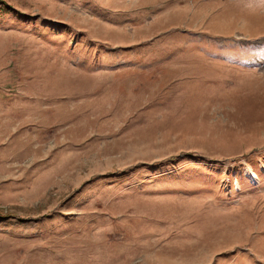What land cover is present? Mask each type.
Segmentation results:
<instances>
[{
  "label": "rangeland",
  "instance_id": "obj_1",
  "mask_svg": "<svg viewBox=\"0 0 264 264\" xmlns=\"http://www.w3.org/2000/svg\"><path fill=\"white\" fill-rule=\"evenodd\" d=\"M0 209V264H264V0H0Z\"/></svg>",
  "mask_w": 264,
  "mask_h": 264
},
{
  "label": "trees",
  "instance_id": "obj_2",
  "mask_svg": "<svg viewBox=\"0 0 264 264\" xmlns=\"http://www.w3.org/2000/svg\"><path fill=\"white\" fill-rule=\"evenodd\" d=\"M0 211H1V213H0V217H6V215H9V213L8 212H6V213H4L3 211V209H0Z\"/></svg>",
  "mask_w": 264,
  "mask_h": 264
}]
</instances>
